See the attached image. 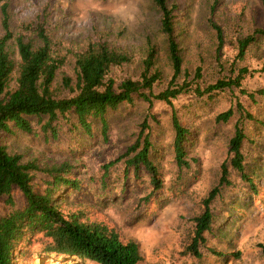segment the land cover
Listing matches in <instances>:
<instances>
[{
  "label": "rangeland",
  "instance_id": "obj_1",
  "mask_svg": "<svg viewBox=\"0 0 264 264\" xmlns=\"http://www.w3.org/2000/svg\"><path fill=\"white\" fill-rule=\"evenodd\" d=\"M10 23L14 32L20 23L40 18L55 42L56 49L67 52L69 59L63 67L73 74L75 51L89 40H106L117 49L132 55L131 62L113 68L117 81L126 76L137 77L147 47H157L155 67L162 72L153 91L166 87L172 74L167 50L166 34L161 30L160 11L153 0H8ZM213 0H176L175 29L181 46L183 71L176 79L192 80L197 65L201 76L192 80L186 91L172 99V105L182 124L191 130L188 156L194 173L183 175L177 185V165L173 155V129L171 105L163 100L153 101L149 130L163 186L149 202L139 203L152 185L146 170L138 176L132 174L125 183L115 173H110L106 184L100 183V167L113 159L131 143L139 124L147 113V102L134 96L106 114L107 131L103 134L98 119L93 122L92 133L79 128L64 126L58 137L47 139L41 129L46 117H31L32 132L13 128L11 133H1L0 143L9 151L22 154L24 160L37 159L43 166L69 160L74 164V175L79 179V191L67 190L69 206L82 207L88 216L114 225L125 239L138 242L143 259L139 264H264L261 243H264V94L248 92L264 87V36L252 42L242 58L235 59L239 36L264 24V7L259 0H217L213 19L223 29L224 42L217 55V39L209 22ZM0 11V34L2 33ZM25 38L35 39L34 34L21 31ZM36 42V41H35ZM8 49L17 58L15 40L8 42ZM240 66L249 72L241 80V87H229L214 94L202 96L193 87L206 86L220 77L235 75ZM186 71V73L184 72ZM62 71V72H63ZM186 74V76H185ZM66 93L64 90L61 94ZM236 101L243 104L247 117L236 108ZM234 108L232 117L216 121L217 112ZM241 117L246 134L242 143L245 172L243 179L229 167L231 184L222 188L213 202L217 218L201 247V257L184 255L182 245L192 230L191 218L201 208V198L213 186L220 174V163L226 157L228 140L236 120ZM121 169V168H120ZM108 175V174H107ZM49 178L43 171H36L33 182L41 190ZM126 185V190L121 187ZM24 204V197L14 188L11 203L7 196L0 197V215ZM211 249L216 250L213 253ZM27 264H41L31 258ZM44 264H93L69 263L59 259L44 260Z\"/></svg>",
  "mask_w": 264,
  "mask_h": 264
},
{
  "label": "trees",
  "instance_id": "obj_2",
  "mask_svg": "<svg viewBox=\"0 0 264 264\" xmlns=\"http://www.w3.org/2000/svg\"><path fill=\"white\" fill-rule=\"evenodd\" d=\"M264 7V0H259ZM160 11L161 30L166 34L167 50L171 61L172 74L166 87L153 91L154 84L162 72L155 67L157 47L150 44L143 56L142 67L137 77L126 76L117 81L112 75L113 68L131 62L132 55L117 49L106 40L92 39L73 54V74H67L63 67L68 61V53L56 49L45 21L35 20L20 23V31L14 32L10 23L9 1L0 0L2 33L0 34V134L11 133L16 127L32 132L31 117H46L41 129L47 139L58 137L64 126L79 128L90 134L94 120L101 123L103 134L107 131L106 114L124 102H131L139 96L147 102V113L139 124L134 140L113 159L100 167V183L106 184L110 173L124 181L132 174L138 176L146 170L152 189L139 198V203L149 202L163 184L157 164L152 156L155 146L149 130V117L152 120L153 101L163 100L171 105V125L173 133V155L177 165L175 185L183 182V175L194 173L188 156L191 135L184 126L172 105V99L186 91L192 80L201 76L200 65L196 66L192 80L176 79L183 71L181 46L175 29L176 0H153ZM217 0L210 6L209 22L215 30L218 55L224 42L223 29L212 15ZM21 31L34 34L35 39L25 38ZM264 36V24L251 32L239 36L235 59L242 58L249 45ZM14 39L18 56L15 58L8 49V42ZM36 41V42H35ZM264 70V63L260 67ZM63 71V72H62ZM186 73V71L184 70ZM249 72L240 66L235 75L220 77L204 87L195 85L193 91L202 96L214 94L232 86L241 87V80ZM186 76V74H185ZM66 93L61 94V92ZM264 94V87L248 92ZM236 108L251 118L243 104L236 101ZM234 108L216 113V121H228ZM242 115L234 124L228 140L226 157L220 163L217 182L201 198V208L191 218L192 230L184 241L181 252L184 255L201 257V247L206 243L207 234L217 218L213 202L220 196L222 188L231 184L229 167L235 169L243 179L249 180L244 167L242 143L246 137ZM43 171L48 174L41 190L34 187V174ZM108 174V175H107ZM18 188L24 197V204L0 215V264H27L31 259H53L69 263L93 264H139L143 259L136 240L122 237L120 231L103 220L88 216L85 208L69 206L65 198L67 190L79 191V179L74 175V164L62 160L57 164L43 166L37 159L24 160L22 154L9 151L0 143V197L7 196L11 203L12 191ZM126 190V185L121 187ZM264 255V243L260 244ZM213 253L216 250L211 249Z\"/></svg>",
  "mask_w": 264,
  "mask_h": 264
}]
</instances>
